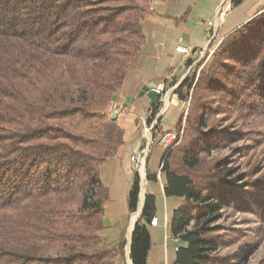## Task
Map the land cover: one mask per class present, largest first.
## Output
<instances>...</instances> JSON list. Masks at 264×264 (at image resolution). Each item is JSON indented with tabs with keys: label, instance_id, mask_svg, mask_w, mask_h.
<instances>
[{
	"label": "trees",
	"instance_id": "trees-1",
	"mask_svg": "<svg viewBox=\"0 0 264 264\" xmlns=\"http://www.w3.org/2000/svg\"><path fill=\"white\" fill-rule=\"evenodd\" d=\"M151 2L0 0V264H116L124 255V237L108 244L99 235L108 199L100 167L123 144L109 107L137 68ZM176 93L190 100L185 141L165 150L162 171L166 194L185 198L170 223L186 243L177 263L226 264L213 256L226 235L204 219L227 203L246 205L245 192L264 215V187L242 190L220 161L199 152L219 137L203 130L214 101L264 127V12L224 37ZM139 191L135 172L132 212ZM155 213L148 193L133 231V264H147Z\"/></svg>",
	"mask_w": 264,
	"mask_h": 264
},
{
	"label": "crops",
	"instance_id": "crops-1",
	"mask_svg": "<svg viewBox=\"0 0 264 264\" xmlns=\"http://www.w3.org/2000/svg\"><path fill=\"white\" fill-rule=\"evenodd\" d=\"M227 1L231 2V9L218 19L217 14ZM262 12L264 0H242L238 5L233 0H152L151 11L141 23L145 43L137 68L128 72L122 89L110 103L115 106L110 113L117 114L116 123L123 130V144L100 167L108 199L104 203V227L99 235L108 244L125 239L124 255L117 258L116 264L123 261L133 264L130 256L133 231L148 193L155 195L157 223L148 224L151 247L147 264H178L177 249L186 243L173 235L170 223L185 198L168 196L165 192L168 180L162 162L166 147L158 134L178 128L183 101L176 89L193 68L211 56L216 43ZM210 21L214 22L217 34L214 40L209 36ZM179 45L188 47L190 52H177ZM160 85L164 90L157 102L151 103L148 91L143 88ZM141 150L145 153L136 169L133 156ZM135 172L140 176V191L137 209L132 212L129 192ZM148 173L155 175V179H148Z\"/></svg>",
	"mask_w": 264,
	"mask_h": 264
},
{
	"label": "rangeland",
	"instance_id": "rangeland-1",
	"mask_svg": "<svg viewBox=\"0 0 264 264\" xmlns=\"http://www.w3.org/2000/svg\"><path fill=\"white\" fill-rule=\"evenodd\" d=\"M209 58H204L200 65L201 60L188 76L198 75ZM214 102L205 114L203 130L213 129L219 137L199 156L208 162L220 161L219 168L226 170L227 178L242 190L251 184L264 187V127L260 125L263 121L244 119L224 107L219 110ZM184 139L183 134L178 146H182ZM244 194L246 205L235 207L227 203L204 219L209 227L220 230L218 234L226 235L213 256L228 260L226 264H264V215L250 193Z\"/></svg>",
	"mask_w": 264,
	"mask_h": 264
},
{
	"label": "built area",
	"instance_id": "built-area-1",
	"mask_svg": "<svg viewBox=\"0 0 264 264\" xmlns=\"http://www.w3.org/2000/svg\"><path fill=\"white\" fill-rule=\"evenodd\" d=\"M231 9V2L227 1L226 3H224L217 16H218V19H222V17L227 14V12ZM208 31H209V36L212 40H214L217 36L216 34V31L214 30V22L213 21H210L208 22ZM218 43H216L212 49V52L211 54L214 52L215 48L217 47ZM176 51L179 52V53H182V54H187L190 52V49L186 46H183V45H179L178 47H176ZM158 90L160 91V93L163 92V86H158ZM189 103H190V100L188 102H184L183 101V115H182V124L181 126L176 129V130H170V131H164V132H160L158 134L159 136V139H160V142L165 145L166 149H170V148H173L174 146L178 145L181 140H182V137H183V134H184V131H185V122H186V118H187V114H188V111H189ZM115 109V106H110V110L112 112V110ZM147 129V128H146ZM144 150H141L139 152H136L133 156V160L135 162V166H136V169H139L140 165L142 164L141 163V158L144 154ZM153 224H156L157 223V218H153L152 221H151ZM120 264H126V262H121Z\"/></svg>",
	"mask_w": 264,
	"mask_h": 264
},
{
	"label": "water",
	"instance_id": "water-1",
	"mask_svg": "<svg viewBox=\"0 0 264 264\" xmlns=\"http://www.w3.org/2000/svg\"><path fill=\"white\" fill-rule=\"evenodd\" d=\"M143 90L148 91V97L150 98L151 103H156L157 100L159 99L160 95H161L157 86L151 87V88L149 86H144ZM112 117H113V119H116L117 114H113Z\"/></svg>",
	"mask_w": 264,
	"mask_h": 264
},
{
	"label": "bare ground",
	"instance_id": "bare-ground-1",
	"mask_svg": "<svg viewBox=\"0 0 264 264\" xmlns=\"http://www.w3.org/2000/svg\"><path fill=\"white\" fill-rule=\"evenodd\" d=\"M141 201H140V205H141V207L143 206V195H141V199H140ZM138 214V213H137ZM140 214V213H139Z\"/></svg>",
	"mask_w": 264,
	"mask_h": 264
}]
</instances>
